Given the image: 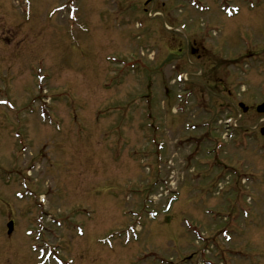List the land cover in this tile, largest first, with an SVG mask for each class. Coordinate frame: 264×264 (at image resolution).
<instances>
[{
    "label": "rangeland",
    "instance_id": "374dc122",
    "mask_svg": "<svg viewBox=\"0 0 264 264\" xmlns=\"http://www.w3.org/2000/svg\"><path fill=\"white\" fill-rule=\"evenodd\" d=\"M227 1L0 0V264H264V0Z\"/></svg>",
    "mask_w": 264,
    "mask_h": 264
},
{
    "label": "water",
    "instance_id": "95a60500",
    "mask_svg": "<svg viewBox=\"0 0 264 264\" xmlns=\"http://www.w3.org/2000/svg\"><path fill=\"white\" fill-rule=\"evenodd\" d=\"M257 111L258 112H264V104H260L257 106ZM261 133L264 135V127L261 128ZM7 228H8V233H10L12 231V222H9L7 224Z\"/></svg>",
    "mask_w": 264,
    "mask_h": 264
},
{
    "label": "flooded vegetation",
    "instance_id": "af4514ba",
    "mask_svg": "<svg viewBox=\"0 0 264 264\" xmlns=\"http://www.w3.org/2000/svg\"><path fill=\"white\" fill-rule=\"evenodd\" d=\"M192 44H195V41L194 40L192 41ZM195 53H197V51L195 49H191V54L193 55Z\"/></svg>",
    "mask_w": 264,
    "mask_h": 264
}]
</instances>
